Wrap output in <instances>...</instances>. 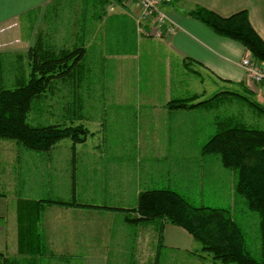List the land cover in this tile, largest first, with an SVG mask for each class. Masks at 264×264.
I'll return each mask as SVG.
<instances>
[{
	"label": "crops",
	"instance_id": "1",
	"mask_svg": "<svg viewBox=\"0 0 264 264\" xmlns=\"http://www.w3.org/2000/svg\"><path fill=\"white\" fill-rule=\"evenodd\" d=\"M66 4L74 6L73 18L64 17ZM196 6L224 17L246 10L264 39V0H162L177 29L169 33L166 22L161 37L152 34L151 20L138 22L141 8L134 0H0V12L6 10L0 42L13 40L3 37L2 23L37 11L19 38L26 52L85 49L74 65L73 103L58 111L50 105L45 117L55 122L72 107L73 124L89 130L85 141H60L47 156L14 142L10 189L0 178V264H215L184 227L129 221L139 216L133 209L145 190L173 189L190 202L234 198L233 174L204 150L219 116L228 112L171 109L169 101L199 95V102L235 89L264 106V87L251 84L241 65L245 46L190 15ZM8 54L1 49L0 62ZM15 54L16 60L23 55ZM206 81L212 86L202 90ZM227 97L233 96L221 93L219 99ZM22 199L54 201L39 204L35 254L19 248Z\"/></svg>",
	"mask_w": 264,
	"mask_h": 264
},
{
	"label": "trees",
	"instance_id": "2",
	"mask_svg": "<svg viewBox=\"0 0 264 264\" xmlns=\"http://www.w3.org/2000/svg\"><path fill=\"white\" fill-rule=\"evenodd\" d=\"M189 14L208 25L217 34L239 41L249 54L264 63V39L253 27L246 10L224 17L204 6H196ZM84 50L82 47L58 50L42 46L33 47L21 55L22 63L19 69L27 60L28 73L18 71V81L16 83L12 81L16 86L14 88L0 86V140L14 141L22 148L46 156L50 155L57 143L62 140L70 139L73 142L86 140L89 130L82 124H73L74 113L69 112L72 107H68L63 117L57 118L59 121L49 122L45 119L42 125L28 122L33 107L41 98L48 95V88L54 86L56 79L71 87L74 86V65L80 60ZM5 64L7 66L6 62ZM0 67L2 68L1 62ZM0 76L2 77V74ZM221 93L240 99L250 108L264 113L263 105L232 90L220 92L199 102H195L199 95L177 98L169 101L168 105L171 109L204 107L220 111L223 103L231 99V97L219 99ZM61 121L64 123H60ZM214 128L215 131L205 143L204 150L219 157L222 165L233 174V205L195 206L183 194L173 189L145 190L139 195L137 207L133 209L139 216L130 218L129 221H155L160 224L182 226L201 243L202 252L210 256L215 264H264L263 257H258L249 248L243 223L245 218L252 220L254 224L259 223L262 233L260 247L262 251L259 254L262 255L264 129L251 125L243 115L232 113L220 115ZM42 201L48 200L22 199L19 203L21 253L35 254L38 251L40 238L37 231L42 215L39 204Z\"/></svg>",
	"mask_w": 264,
	"mask_h": 264
},
{
	"label": "rangeland",
	"instance_id": "3",
	"mask_svg": "<svg viewBox=\"0 0 264 264\" xmlns=\"http://www.w3.org/2000/svg\"><path fill=\"white\" fill-rule=\"evenodd\" d=\"M19 10L23 9L25 6H18ZM50 8L52 6H49ZM72 7L73 5H64L62 8V13L65 18L72 17L73 18V10ZM6 10H3L0 12V14L4 13ZM6 15V14H5ZM1 16V15H0ZM37 17V11L34 12H29V13H24L21 14V16L17 17V19L13 20L12 22H5L2 23L1 28L3 29L4 36L9 35L10 37L13 36V40H5L3 37V42H0V50H8V55L3 58L1 61L2 68L0 70V74H2V77L0 76V86L4 88H14L16 87L15 85L12 84V79H11V73H15V66L17 65L20 67L22 61L16 60V54L17 51L19 53L24 54L26 52V41L25 38L22 37V43L20 44L19 38L21 37V34L24 36L26 33L29 32V28L32 26L34 19ZM41 22L40 24H42ZM20 35L18 38L15 37V35ZM8 37V38H10ZM17 39V40H16ZM16 40V41H15ZM68 43H71V39L67 38ZM25 43V44H24ZM24 45V48H21V45ZM72 48V47H69ZM27 60L24 61L22 68L19 70H16L17 72H27L29 70L28 64L26 63ZM7 63V66L5 64ZM13 68V69H12ZM69 80V79H67ZM66 80V81H67ZM73 82V81H72ZM211 83L209 81L205 82V85L202 87L203 89H209L211 87ZM71 89V86L67 85L65 82L59 81L58 79L55 80L54 86L48 88V95L45 97L41 98L40 102L35 104L33 107L32 111L30 112V115L28 116V122L33 124V125H42L45 122V119H48V117H45V111L49 108V106L53 105L54 109L57 111L63 107V109L66 108V106L70 105L73 101H71L70 92L69 90ZM233 90V89H231ZM233 91H238V90H233ZM240 93L248 96L251 98V96L247 93H243V91L239 90ZM238 91V92H239ZM62 92V93H61ZM54 95L52 96L53 100H49L50 94ZM69 95V96H68ZM60 106H62L60 108ZM221 111H225L228 113L244 116V118L251 123L254 127H258L261 129H264V113L260 112L257 109H252L247 105L246 103H243L242 100L237 99V98H231L228 99V101H225L222 105ZM245 111V112H244ZM250 111V112H248ZM53 121H59L58 119H54ZM68 121V120H66ZM60 123H64L61 121ZM69 124V122L67 123ZM63 141V140H62ZM15 157V145L14 141L11 140H5L1 139L0 140V178L4 180V184L6 183L7 188L10 189L11 184H12V167L13 163H15V160H12V158ZM230 172V171H229ZM230 189H232V186H230ZM233 190V189H232ZM191 201L193 205L195 206H213L218 203H223V207H228L230 203L233 205L234 198L231 199V197H222V198H217V197H212V196H207V197H193L191 198ZM244 220V230L246 232V235L248 237V242H249V248L257 255L258 257H263L264 259V248H263V254L260 255L262 248L261 247V241H262V233L261 229L259 227V223L254 224L252 220L245 218ZM251 221V222H250ZM167 260H164V264H167ZM162 259H160L159 263L162 264ZM21 264H40V262H33L30 261L29 263H24L22 262Z\"/></svg>",
	"mask_w": 264,
	"mask_h": 264
},
{
	"label": "built area",
	"instance_id": "4",
	"mask_svg": "<svg viewBox=\"0 0 264 264\" xmlns=\"http://www.w3.org/2000/svg\"><path fill=\"white\" fill-rule=\"evenodd\" d=\"M141 8L138 22L146 20L152 21V34L161 37L163 36L162 26L168 22L167 31L173 33L177 26L170 22L168 14L161 8L162 0H134ZM241 65L246 72L248 81L254 85L264 87V63L256 59L253 55L247 54L241 61Z\"/></svg>",
	"mask_w": 264,
	"mask_h": 264
}]
</instances>
